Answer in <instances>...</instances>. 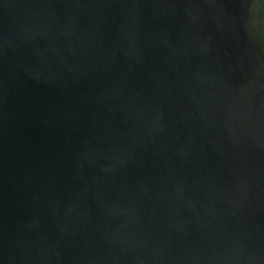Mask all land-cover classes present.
I'll list each match as a JSON object with an SVG mask.
<instances>
[{
    "label": "water",
    "instance_id": "water-1",
    "mask_svg": "<svg viewBox=\"0 0 264 264\" xmlns=\"http://www.w3.org/2000/svg\"><path fill=\"white\" fill-rule=\"evenodd\" d=\"M0 264H264V0H0Z\"/></svg>",
    "mask_w": 264,
    "mask_h": 264
}]
</instances>
